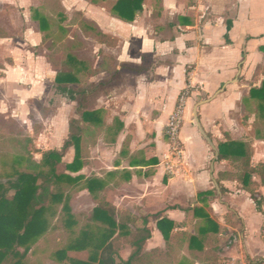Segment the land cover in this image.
Instances as JSON below:
<instances>
[{
	"label": "crops",
	"instance_id": "1",
	"mask_svg": "<svg viewBox=\"0 0 264 264\" xmlns=\"http://www.w3.org/2000/svg\"><path fill=\"white\" fill-rule=\"evenodd\" d=\"M120 1L124 0H44L42 8L35 10L48 22L44 31L34 11L39 31L32 38L39 37L40 46L52 34L65 35L77 27V16L84 21L78 28L83 40L92 42L91 60L73 54L82 66L68 62L70 70L57 73L80 69V84L71 87H85L87 112L103 111L102 126L87 125L91 143L81 174L106 182L99 197L130 227L144 228L148 221L151 238L144 252L160 250L162 263L182 251L189 263L201 264L189 244L177 240L184 234L198 235L204 221L195 217L196 209H203L221 228L218 235H209L212 243L204 246L205 252L214 250L221 259L234 263L230 251L239 240L242 263L247 256L264 259L250 247L251 230L264 247V213L257 211L239 183V163L217 162L218 145L233 141L250 145L253 165L264 163V131L255 127L257 115L252 112L263 100L251 97V90L259 89L264 81V0H143L142 10L132 22L115 13ZM36 59L28 68L16 60L8 68L20 69L18 79L33 72L40 77L47 66L41 57ZM5 73L3 69L0 79L10 78ZM40 88V81L22 87L21 101L39 93ZM184 92L188 99L179 135L182 156L176 165L170 158L166 128ZM208 100L197 113L209 141L192 124L194 108ZM68 101L77 113V102ZM258 110L263 119L264 113ZM101 128L107 133L98 136ZM68 153L74 156V149ZM254 181L256 191L264 197L260 179ZM206 193L213 196H203ZM85 195L95 203L87 190ZM94 203L93 210L98 205ZM228 215L243 234L221 251L222 238L237 231ZM163 218L181 225L174 230L170 247L157 228V221ZM120 244L119 256L127 261L133 249L125 238H120ZM123 246L127 247L125 255Z\"/></svg>",
	"mask_w": 264,
	"mask_h": 264
},
{
	"label": "trees",
	"instance_id": "2",
	"mask_svg": "<svg viewBox=\"0 0 264 264\" xmlns=\"http://www.w3.org/2000/svg\"><path fill=\"white\" fill-rule=\"evenodd\" d=\"M142 4L143 0H124L118 3L114 11L122 20L132 22L142 10ZM35 19L40 23L41 31H44L48 23L46 18L35 11ZM68 61L76 63L77 67L82 66L71 56L68 57ZM80 73V69L74 73H60L55 79L57 92L66 99L77 102V111L81 115L78 120L70 121L69 135L61 149L43 152L40 162L33 158L31 160L20 158L18 162L26 161L29 172L15 171L14 177L7 184L0 183V264H26L24 260L30 247L46 234L50 225L49 219L57 215L58 206H62L67 228L75 226L77 222L73 218L65 191L81 185L97 200L98 205L91 216V221L97 225L88 226L67 248L57 251L55 258L58 262L163 264L161 261L164 255L160 250L144 252L145 243L151 238L150 230L147 228L148 221H145L144 228L130 227L104 197H99L107 187L104 180L86 178L84 175L76 177L70 175V173L79 174L84 168L83 142L87 125L100 127L103 124V111H86L85 87H71L80 84ZM251 97L263 100L259 109L264 112V81L259 89L251 90ZM70 149H74V159L72 163L65 165L66 173L59 172L58 168ZM218 152L217 162L230 160L239 163V183L249 193L257 211L264 213V197L256 191L257 184L254 181V178H259L264 187V163L252 164L251 147L244 142L220 143ZM212 194L206 193L203 196H213ZM195 217H201L204 221L198 235L184 234L182 237L179 236L178 242H187L193 257L201 264H224L225 260L221 259L214 250L204 251V246L212 243L208 239L209 235H218L220 226L203 209H196ZM131 223L134 224L133 221ZM180 227L181 225L167 218L157 221V228L168 247L173 240L174 230ZM120 238L127 239L133 249L127 261L121 260L119 256ZM262 238L264 239L263 235ZM20 249L24 251L21 252ZM71 252L77 254L87 252L89 256L87 260L72 259L69 257ZM246 259L249 264H264V259L254 261L249 256Z\"/></svg>",
	"mask_w": 264,
	"mask_h": 264
},
{
	"label": "rangeland",
	"instance_id": "3",
	"mask_svg": "<svg viewBox=\"0 0 264 264\" xmlns=\"http://www.w3.org/2000/svg\"><path fill=\"white\" fill-rule=\"evenodd\" d=\"M43 1L0 0V74L3 76L4 69L7 72V74L5 73L7 77L10 76L9 79H0V183L2 184H7L14 177L15 171L29 172L26 161L18 162L20 158L27 160L33 158L40 162L43 152L61 148L69 135V121L76 118V115L81 118L78 112H74L70 102L64 100L56 92L53 82L57 73L70 70L69 56L75 54L82 60H91L92 42L83 40L78 28L84 24V21L77 16V27L69 29L65 35L52 34L51 39L44 42V46H40L39 37H36V41L32 37L37 36L39 31L38 23L34 20V11L42 8ZM76 15L73 14V16ZM37 57H41L44 65L47 66V71L40 77L38 73L33 72L28 76L22 75L19 77L21 79H18V75L21 76L18 73L21 72L20 69L10 71L8 68L11 67L13 60H16L21 67L28 68L32 61H37ZM16 80H20L19 83ZM39 81L42 88L39 93L21 101L22 87H32ZM258 107L256 106V109L252 110L257 115L254 125L257 129L264 131V114L261 119ZM193 121L194 119L192 124H194ZM86 130L83 142L84 168L82 171L87 165L88 158L85 151L91 143L92 134L90 127H86ZM96 133L100 136L107 132L101 128ZM166 135L168 137L167 128ZM180 149L182 150V147ZM73 159L74 156L67 152L58 171L66 173L65 165L72 163ZM237 167L239 170L240 165ZM81 172L78 175H82ZM75 175L73 174V176ZM84 176L86 177V175ZM85 191L83 185L71 187L65 191L73 218L77 222L76 225L67 228L62 206H58L57 215L49 219L50 225L46 234L30 247L24 260L26 264H68L67 262H58L55 253L67 248L82 230L88 226L97 225L91 221L94 202L92 203L85 195ZM230 216L227 217L229 224H235L231 223ZM235 226L236 232H227L226 236L222 238L221 251L228 248L231 242L233 243L243 234V229L237 224ZM251 227L257 228L253 225ZM250 233L252 236L250 247L253 253L264 257V247H262L259 237L255 236L252 230ZM262 234L264 237V228ZM256 241L259 242L260 247ZM242 248L241 241L237 240L234 248L230 251V255L235 257L234 263L225 261L224 264H249L246 258L243 259V263L239 259L243 251ZM123 249L124 253L122 252V254H127V247L123 246ZM20 251L23 252L24 249H20ZM88 256L87 252L69 253L70 258L78 260H87ZM180 262L192 264L188 262L182 251L177 253L176 258H171L170 262L163 264H180Z\"/></svg>",
	"mask_w": 264,
	"mask_h": 264
},
{
	"label": "built area",
	"instance_id": "4",
	"mask_svg": "<svg viewBox=\"0 0 264 264\" xmlns=\"http://www.w3.org/2000/svg\"><path fill=\"white\" fill-rule=\"evenodd\" d=\"M187 99L188 92L181 94L176 109L172 114L167 126V133L171 142L170 158L174 160L176 165L179 164L182 156V150L180 149L182 146L179 135L184 123V111Z\"/></svg>",
	"mask_w": 264,
	"mask_h": 264
},
{
	"label": "water",
	"instance_id": "5",
	"mask_svg": "<svg viewBox=\"0 0 264 264\" xmlns=\"http://www.w3.org/2000/svg\"><path fill=\"white\" fill-rule=\"evenodd\" d=\"M208 102H210V100H208V101H204V102L200 103L198 106H196V107L194 108V111H193V118H194L193 123H194V125L199 129V131L202 133V135H203L206 139H207V136H206V134H205V132H204V130H203L201 124H200L199 117H198V113H197V109L199 108V106H201V105H203V104H206V103H208ZM207 140H208V139H207ZM208 141H209V140H208ZM217 158H218V153L216 154V159H217Z\"/></svg>",
	"mask_w": 264,
	"mask_h": 264
}]
</instances>
